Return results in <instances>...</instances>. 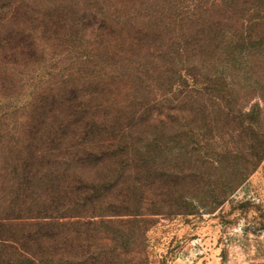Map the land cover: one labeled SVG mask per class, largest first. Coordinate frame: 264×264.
Masks as SVG:
<instances>
[{"label": "rangeland", "instance_id": "374dc122", "mask_svg": "<svg viewBox=\"0 0 264 264\" xmlns=\"http://www.w3.org/2000/svg\"><path fill=\"white\" fill-rule=\"evenodd\" d=\"M116 1L0 0V261L264 264V157L248 179L214 210L197 202L199 205L192 203L175 214H153V207L136 206L121 201L119 196L90 205L78 196L65 194L54 207L26 211L46 190L35 185L34 173L28 180L22 178L21 157L29 143L26 134L33 126L30 114L58 84L68 89L81 86L86 96L96 93V99L90 103L96 108L113 103L117 107L131 104L140 110L157 109L166 99H177L191 90L209 93L212 98V66L211 74L204 76V70L200 72L195 65H178L184 81L175 77L170 84L161 71H152L153 63L171 58L166 53L173 48L171 45L182 43L172 33L167 37L170 40L157 42L146 58L139 59V70L145 76H138L144 88L142 95L132 98L133 76L114 73L125 34L110 28L108 21L101 23L103 15L114 9L109 4ZM180 1L189 6L195 0ZM183 13L181 8L171 16L185 17ZM71 18L78 22L72 28ZM186 24V20L181 22L182 27ZM162 51L168 54L163 59L159 57L165 55ZM182 68H187L191 76ZM222 70L216 65L213 71ZM107 74L110 76L104 84ZM86 78L93 83L83 85ZM249 93L246 102H242L241 115L237 112L241 105H233V121L228 128L234 140L238 119L246 125L259 120L264 126V116L255 117L253 99L257 94ZM102 108L100 113L104 112ZM119 116L123 121L127 118L123 111ZM99 134L104 140L118 135L115 130ZM245 134L253 136L251 131ZM204 137L194 136L193 141L200 144L206 140ZM230 140L229 145L233 146ZM76 172L83 176L76 180L81 188L87 187L93 175L87 170ZM70 180L66 179V183L70 184Z\"/></svg>", "mask_w": 264, "mask_h": 264}, {"label": "trees", "instance_id": "16d2710c", "mask_svg": "<svg viewBox=\"0 0 264 264\" xmlns=\"http://www.w3.org/2000/svg\"><path fill=\"white\" fill-rule=\"evenodd\" d=\"M189 3L117 0L109 4L114 9L107 11L109 16L103 15L101 23L108 21L110 28L125 34L114 73L133 76L132 98L142 95L144 88L138 76H145L139 70V59L146 58L157 42L170 40V33L182 43L171 45L166 50L171 58L153 63L152 71H161L170 84L175 77L184 81L178 65H195L200 72L204 70V76L211 74L212 66V98L191 90L177 99H166L157 109L140 110L131 104L118 108L110 101L96 108L90 104L96 93L86 96L81 86L68 89L58 84L30 114L33 126L26 134L29 143L21 157L22 178L28 180L34 173L35 185L46 190L26 211L54 207L65 194L90 205L119 196L136 206L153 207V214H175L192 203L214 210L257 168L264 157V126L259 120L246 125L238 119L237 140L228 127L233 105H241L237 111L241 115L249 91L257 94L253 99L256 119L264 116V0ZM181 8L185 17L171 16ZM71 19L70 28L78 23ZM181 20H186L184 27ZM216 65L224 70L213 71ZM182 71L191 76L187 68ZM89 83L92 79L86 78L83 85ZM101 108L105 113L99 112ZM121 111L127 114L123 126L119 125L124 122ZM114 130L117 141L104 140L99 134ZM247 131L253 133L251 138ZM198 135H206L202 145L193 141ZM79 169L93 175L85 188L76 181L83 178L76 172ZM0 262L17 264L19 260Z\"/></svg>", "mask_w": 264, "mask_h": 264}]
</instances>
